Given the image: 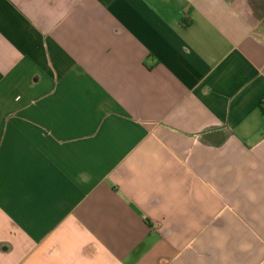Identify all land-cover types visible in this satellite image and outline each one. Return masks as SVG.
I'll return each instance as SVG.
<instances>
[{"label": "crops", "instance_id": "0c3cea01", "mask_svg": "<svg viewBox=\"0 0 264 264\" xmlns=\"http://www.w3.org/2000/svg\"><path fill=\"white\" fill-rule=\"evenodd\" d=\"M0 264H264V0H0Z\"/></svg>", "mask_w": 264, "mask_h": 264}]
</instances>
